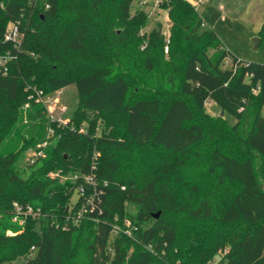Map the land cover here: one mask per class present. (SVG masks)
Masks as SVG:
<instances>
[{"label":"trees","instance_id":"1","mask_svg":"<svg viewBox=\"0 0 264 264\" xmlns=\"http://www.w3.org/2000/svg\"><path fill=\"white\" fill-rule=\"evenodd\" d=\"M133 1L0 0V147L23 141L0 150V264H207L222 251L219 264H264V63L234 55L190 0L160 4L169 35L160 21L142 32ZM69 85L64 124L30 97ZM76 174L95 184L64 228L82 179L61 177ZM17 205L39 214L21 224Z\"/></svg>","mask_w":264,"mask_h":264},{"label":"rangeland","instance_id":"2","mask_svg":"<svg viewBox=\"0 0 264 264\" xmlns=\"http://www.w3.org/2000/svg\"><path fill=\"white\" fill-rule=\"evenodd\" d=\"M190 1L195 4L199 14L207 21V23L216 29L227 48L233 50L230 45H233L234 47L236 46L241 49L242 53H247L250 55L249 57H245L237 54L243 59L264 63V41L260 46H258V48H255V43L253 41L255 37L259 36V30L264 21V0H217V2L215 0ZM162 2L163 0L133 1L131 5V10L133 12L137 9H143L148 14V19L142 32L151 31L157 25V22L160 21L163 23L164 32L169 35L171 21L168 16V11L160 5ZM230 62L231 61L228 60L226 66H230ZM32 89L33 90L30 97L34 98L37 102L43 103L46 106L47 115H49L51 118H61L63 121L58 119L60 123L64 124V121L68 120L66 113L69 110H73L77 105V90L75 85H69L65 88H61V92L58 93L55 91L53 93L43 94L42 97H38L37 94L40 89H37L36 87H33ZM57 95L59 96L60 102L58 104H54L53 101ZM61 105L66 106V112L63 113L61 111ZM28 106L29 102L25 105V107L27 108ZM207 110L214 116L221 114L222 111L220 106L212 101L207 103ZM262 114L264 115V107ZM223 116L232 124L236 122V118L229 113H225ZM26 132H28V127L25 129V133ZM52 133L53 128H48L47 136L52 135ZM45 145L46 141L38 144L35 147L26 148L24 150L21 163H23V165L25 163H33L36 155L40 154L42 151L37 150L38 147ZM22 146L23 141L20 139L18 140L17 135L13 134L2 144L0 150L6 152L13 148L19 149ZM60 174V171H51L49 176L54 178L60 176ZM67 178H70L73 181L75 180L72 176L64 175L61 177V181H65ZM77 196V192H75L71 199V204L68 206V210L73 207L75 201L78 199ZM73 211L77 212V209H74ZM129 225V222H126L125 225L118 224L115 226L114 230H118L119 232H130L125 227ZM8 233L12 234L13 232L9 230ZM223 253L224 252L222 251L221 254L217 255L207 264H219V258ZM16 260V264H20V262L26 264L27 262V259L24 257ZM7 264H10V262Z\"/></svg>","mask_w":264,"mask_h":264},{"label":"built area","instance_id":"3","mask_svg":"<svg viewBox=\"0 0 264 264\" xmlns=\"http://www.w3.org/2000/svg\"><path fill=\"white\" fill-rule=\"evenodd\" d=\"M200 1H204V0H200ZM48 5V4H47ZM5 38L9 41H11L15 47H19V45L21 44V40H22V33L20 31L19 25L17 23H13L11 22L9 24V26L7 27L6 33H5ZM1 61L3 63L7 62V57H3L1 59ZM61 92V89L57 90V93ZM38 97H42L43 94H45L42 90H40L39 92H37ZM54 104H58L60 102L59 96H55L54 98ZM52 108V107H50ZM61 111L64 113L66 112L67 108L64 105L60 106ZM53 119H59L62 120L61 118H56V117H52ZM63 121V120H62ZM67 120H65L64 122H66ZM84 128H81L80 131H84ZM74 177V181H80L77 186H76V190H77V195L78 198H80L83 193L86 191V183H91V184H95V180H94V175L92 174H84L83 177H80L79 175H74L72 176ZM78 200V199H77ZM74 206L71 208V212L67 215V219L66 222L62 225V227L64 228H68L71 224H75L78 222V220L84 215V212L87 211V207L85 204H80V208L76 211L74 210ZM32 214L33 216H37L39 214V211H34L33 208L31 206H27V208L25 209H21L20 206H16V213L14 214L13 220L14 221H19L21 224L24 222V218H21L23 215L26 217L27 215Z\"/></svg>","mask_w":264,"mask_h":264},{"label":"crops","instance_id":"4","mask_svg":"<svg viewBox=\"0 0 264 264\" xmlns=\"http://www.w3.org/2000/svg\"><path fill=\"white\" fill-rule=\"evenodd\" d=\"M216 2H217V0H215ZM214 1V2H215ZM192 2V1H191ZM223 8H224V5H223ZM207 22V21H206ZM264 22V21H263ZM219 34V33H218ZM223 41V40H222ZM224 46H225V44H224ZM232 48H233V50H231V49H229L234 55H236V56H238L239 58H241V59H243L242 57H240L239 55H241V56H245V57H249L250 55L249 54H247V53H242V51H241V49H239L238 47H234L233 45H230ZM226 47V46H225ZM227 48V47H226ZM237 54H239V55H237ZM245 60V59H244ZM19 258H21V257H19ZM18 258V259H19ZM17 260H15V261H8V262H10V264H16L17 262H16ZM8 262H5V263H3V264H7ZM20 264H23V262H20Z\"/></svg>","mask_w":264,"mask_h":264},{"label":"water","instance_id":"5","mask_svg":"<svg viewBox=\"0 0 264 264\" xmlns=\"http://www.w3.org/2000/svg\"><path fill=\"white\" fill-rule=\"evenodd\" d=\"M253 41L255 43V48H258L259 43L261 42V37L260 36H257V37L254 38ZM224 114H225V111L222 110L221 111V116H223ZM159 215H160V211H158L157 213H155V217H159Z\"/></svg>","mask_w":264,"mask_h":264}]
</instances>
